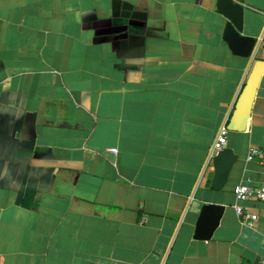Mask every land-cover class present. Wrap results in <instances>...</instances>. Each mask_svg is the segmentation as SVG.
Masks as SVG:
<instances>
[{
    "label": "crops",
    "instance_id": "1",
    "mask_svg": "<svg viewBox=\"0 0 264 264\" xmlns=\"http://www.w3.org/2000/svg\"><path fill=\"white\" fill-rule=\"evenodd\" d=\"M216 3L0 0V264H264V202L233 192L264 185V73L211 188L251 69ZM242 5L264 61V0ZM209 203L218 226L194 239Z\"/></svg>",
    "mask_w": 264,
    "mask_h": 264
},
{
    "label": "water",
    "instance_id": "2",
    "mask_svg": "<svg viewBox=\"0 0 264 264\" xmlns=\"http://www.w3.org/2000/svg\"><path fill=\"white\" fill-rule=\"evenodd\" d=\"M243 0H217L216 8L226 19L223 30V41L235 56L247 58L251 66L248 78L239 94L231 117L225 126L227 131L243 132L250 117L252 104L256 95L259 79L264 73V61L254 60L260 45V39L242 34ZM237 156L231 149L224 148L213 158L214 176L211 188L220 190L226 183L228 173ZM224 208L218 204H204L197 217L194 239L209 240L218 226Z\"/></svg>",
    "mask_w": 264,
    "mask_h": 264
},
{
    "label": "built area",
    "instance_id": "3",
    "mask_svg": "<svg viewBox=\"0 0 264 264\" xmlns=\"http://www.w3.org/2000/svg\"><path fill=\"white\" fill-rule=\"evenodd\" d=\"M226 128L222 127L216 140L213 143L211 157L214 158L217 156L226 145ZM248 159H258L260 164L264 166V149L262 148H251L248 153ZM234 196L237 201L243 202L249 199H256L258 201L264 202V185L253 187L249 184H239L234 187ZM235 212L237 215H243L244 220L248 225H252V215L250 212L243 213L241 207H235Z\"/></svg>",
    "mask_w": 264,
    "mask_h": 264
}]
</instances>
